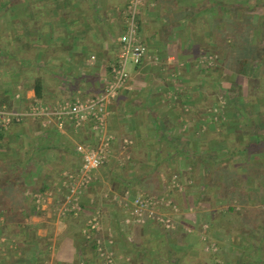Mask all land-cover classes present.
I'll list each match as a JSON object with an SVG mask.
<instances>
[{"label": "crops", "instance_id": "0c3cea01", "mask_svg": "<svg viewBox=\"0 0 264 264\" xmlns=\"http://www.w3.org/2000/svg\"><path fill=\"white\" fill-rule=\"evenodd\" d=\"M129 1L0 0V97L4 96L5 91H10L14 107L16 101L13 95L18 93L22 109L34 99L41 100L48 109H52L63 101L72 102L98 96L110 80V65L120 50V36L125 29L124 16ZM141 3L137 24L147 53L139 65H128L129 80L126 86L107 106L106 131L115 134L114 131L123 128L125 139L129 137L127 140L131 145L134 142V147L144 148L155 142L153 124L158 123L175 136L177 130H183L187 125L188 128L201 127L198 113L210 102L199 100L201 89L196 84L202 85L206 79L194 73L195 66L201 64L199 59L205 54L215 55L220 50L221 56L218 57L226 63V50L233 45L241 46L244 42L233 41L234 36L240 40L245 39L249 44L259 42L262 47L264 30L249 29L248 26L254 27L260 22L263 24L264 0H141ZM238 22L241 25L240 32L233 28ZM37 84L41 88V98L35 96ZM254 113L259 115L257 110ZM50 129L59 133V130L43 126L40 122L26 121L21 125H11L4 134L6 141L0 142V162L10 161L11 166L17 164L20 157L24 156H19V144L22 153L29 146L38 150L46 143L45 137ZM88 132L86 126L76 129L70 125L60 131L64 139L69 140L68 145L75 153L76 145L87 143V139L74 140ZM86 138H92L93 141H89L91 145L97 143L94 136ZM123 141L121 147H118L120 141L112 142L102 168L108 164L114 148L123 153L128 146H124ZM62 144L66 143L61 139L55 142V150H41L34 156L29 172L25 171L23 198L10 206L11 217L5 216V206L1 200L3 186L0 185V264H107L93 250L86 237L87 221L98 212L102 227L108 214L107 209L111 207L115 213L116 209L112 205L125 192L122 187L129 182V176H121L127 180L120 182L116 176L111 182L110 175L100 170L103 178L97 182L95 174L101 167L98 168L90 187L79 198L81 213L62 219L51 203L55 197L61 198L65 194L63 176L66 169L71 167L68 165L71 155L61 148ZM76 154L73 155L76 165L71 167V171L77 170L82 162L81 155ZM134 159L140 163L141 169H134L136 173H132L130 168L131 173L128 175L141 177L144 169L153 166L156 155L150 152V155L146 154L141 159L135 156ZM172 161L179 172L189 169L188 166L184 168L181 164L183 161L177 158ZM59 162L62 164L61 171H55L53 164ZM155 172L161 185L162 192L159 195L170 197L160 169ZM105 182L108 183L109 192L104 193L103 197L113 194L107 200L112 205L101 204V197L93 194L95 184L100 186ZM45 185L50 187L46 191H52L53 197L42 205L41 212L32 214L30 188L41 189ZM116 186H121L116 191L118 194L113 191ZM207 193L212 194L208 195L209 203L191 216L195 223L188 224L195 227V224L203 222L206 227L210 221H214L213 231L211 229L209 235L219 244V253L215 258L220 264H237L236 261L242 258L241 250L236 239L228 236V223L221 221L224 226L215 224L226 209L225 189L213 186L207 188ZM182 194L184 196L186 193ZM208 198L204 196L199 201ZM210 202H213V207L209 205ZM119 213L115 215L120 219ZM81 217L84 218L83 222L80 221ZM114 221L119 228L122 227V232L123 223H120L121 226L119 221ZM108 222L111 223L112 219ZM156 228L154 221L149 220L133 231L145 232L149 229L155 232ZM185 229L187 232L175 233L180 237L179 241L174 236L167 240L168 252L159 249L165 243L162 236L147 235L145 238L152 241V247H149L141 244L137 236L128 242L130 239L125 236L129 233L124 236L118 233L114 235L116 241L110 264H126V260L129 263L130 259L132 264H181L183 256L197 258V264H212L214 259L200 247L197 235ZM99 231L95 233L96 236L100 235ZM148 239L145 242L148 243ZM169 245H176L178 254L169 252ZM245 258L254 261L251 256L245 255Z\"/></svg>", "mask_w": 264, "mask_h": 264}, {"label": "trees", "instance_id": "16d2710c", "mask_svg": "<svg viewBox=\"0 0 264 264\" xmlns=\"http://www.w3.org/2000/svg\"><path fill=\"white\" fill-rule=\"evenodd\" d=\"M233 28H236L237 32H240V23L238 22ZM248 28L259 29L263 32L264 22L263 24L260 22L254 27L248 26ZM262 36L264 38V32ZM233 41L239 42L242 40L234 36ZM258 43L255 45L249 43L242 44L241 46L239 44H237V46L233 45L232 48L226 50L227 62L223 65L227 71L249 78L251 82L254 81V88L256 89L260 87V79L264 76V67H262L264 61V43L262 47ZM229 46L231 47V45ZM221 51L222 50L216 51L217 53L215 55L218 59L221 56ZM216 63L220 64L219 61H216ZM215 70L216 69H213V67L205 66L206 74H209L208 77L211 78V81L208 83L206 89L201 91L199 100L200 102H210L207 103V105L213 103L215 107L218 105L219 107L228 108V114L231 118L233 117L235 121L233 124L241 127V135L236 136L235 129H225L222 127L218 130L213 127L217 126V124L206 123L207 125H205L201 133V138L203 139L200 141L204 143V141L215 140L214 142L218 146L223 145V147L215 148L213 149L214 151L203 154L201 151L200 153L198 150L191 147L188 142L189 140H186L184 137L170 134L158 123L155 125L153 124L152 134L155 136L154 141L158 147L155 163L146 173L142 176L140 175L141 177H139V179L142 180L141 178H144L148 181V189L150 190L146 194L163 196L159 195L162 191L160 192L155 189L160 184V180L157 179L155 171L156 169H161L166 176V185L168 187L166 191L171 190V197L169 198L173 199V191H176V188L174 189V187L170 185L172 176L174 172H176L177 177L179 176L185 182L189 181L191 183L189 187L195 186V188H197L196 198L198 199H196L195 202L199 201V199L204 196L208 198L209 193H207V188H213V186L224 187L226 209L221 213V219L229 224L227 225L229 238L233 236L240 246V256H242V258L236 261L237 264H246L247 261L248 264H264V117L260 118L256 116L257 114H255L250 107L247 108L248 102L255 103V100H260V98H257L254 91L246 95L241 89L242 87L236 83H231L227 88H219L216 85V77L211 75ZM258 95L261 94L258 93ZM35 96L39 98L42 96L41 88L38 84L35 86ZM11 98L12 93L10 91H5L4 96L0 97V107L5 106L7 110L10 111L21 110V97L16 99L13 95V100L16 101V103L14 102L16 107L12 104ZM207 105L203 107L206 109L208 107ZM199 116L201 118L208 117L210 113L203 114V112H200ZM25 122L26 121H23L12 125H21ZM9 127H7V129L0 127V142L6 141L4 134ZM111 135L113 138L112 142L120 141L118 147H121V141L126 138L123 128L119 129L118 133H112ZM61 139L67 144H62L61 148L72 156L74 154L77 155V152L75 153L74 149L71 146L69 147V140L64 139V135L60 133V131L58 133L50 129L45 137L46 143L38 148V150H33V148L29 146L28 149L22 153V146L19 144V156L21 154L24 156L22 160L20 158L17 164L11 166L10 161L0 162V185L3 186L1 188V200L5 206L4 212L6 217L12 216L10 213V206L23 198L22 194L25 190L22 185H24L26 180L25 171L29 172L30 163L35 159L34 156L41 150H55V142ZM200 148L205 147L200 146ZM173 158H177L181 161L188 159L190 163L189 169L184 172H179L172 161ZM8 167L10 169H6ZM171 168L175 169V171L171 170ZM149 173L152 175H149ZM29 178L32 180L33 177L30 175ZM121 179L123 181L126 180V178ZM49 188L50 187L47 185L43 186L41 189L30 188L32 194L30 205L32 214L41 212L40 209L36 210L33 195L43 193ZM172 201L175 203L174 200ZM115 208L116 207H114V209ZM119 212L120 210L116 209L115 213L117 215L120 214ZM216 223H220L221 226H224V223L220 220H216L215 224ZM209 225L211 230L214 227V221H210ZM173 232L174 230L172 229H162L161 236L164 237L165 240L168 236H174L179 241L180 237H177ZM97 237L99 236H96V238ZM164 242L163 239V243ZM90 243L93 250L96 252L95 241L92 240ZM169 246L171 249L169 252L178 254L175 248L176 245L173 247L171 245ZM159 249H162V246H160ZM218 250L212 254V259H216L215 257H217L219 253ZM245 255L253 257L254 261L246 260ZM212 259L208 258V260ZM216 260L219 261L218 259ZM182 263L193 264L190 258L184 256L182 257L181 264ZM126 264H132V261Z\"/></svg>", "mask_w": 264, "mask_h": 264}, {"label": "built area", "instance_id": "2783aa9c", "mask_svg": "<svg viewBox=\"0 0 264 264\" xmlns=\"http://www.w3.org/2000/svg\"><path fill=\"white\" fill-rule=\"evenodd\" d=\"M140 5L141 0L129 1L124 16L125 29L120 36V50L110 65V80L98 96L85 100L75 99L72 102L63 101L52 109H48L38 99H34L18 111L7 110L5 106L0 107V127L4 129L12 124L30 121L40 122L43 126L53 127L59 131H63L67 125L76 129L86 126L96 137L97 143L94 145L90 142L76 145L75 149L81 155L82 162L77 170L64 173L62 183L66 190L65 194L61 195L60 199H56L54 204L51 202L54 211L60 217L76 216L82 211L79 198L90 187L94 180V172L104 164L110 152L113 138L106 131L107 106L126 86L129 80L128 65H139L147 53L138 32L137 19ZM15 98L19 99L20 95L15 94ZM130 144V141L124 139V146ZM170 186L178 188L176 175L172 176ZM52 197V191L34 194L36 210ZM118 203L122 209V223L130 227H138L150 220L163 229H172L174 214L178 211L177 205L167 196L138 195L131 194L130 191H125ZM161 210L168 212L163 213L160 212ZM100 229L98 212H96L87 221L86 237L89 242L95 241L98 256L110 264L113 260L112 236L108 235L107 239L96 238L95 233ZM205 249L215 250V247L208 245ZM127 262L128 260L125 263Z\"/></svg>", "mask_w": 264, "mask_h": 264}, {"label": "rangeland", "instance_id": "374dc122", "mask_svg": "<svg viewBox=\"0 0 264 264\" xmlns=\"http://www.w3.org/2000/svg\"><path fill=\"white\" fill-rule=\"evenodd\" d=\"M263 22H264V20H263ZM263 40H264V38L261 39L262 42H264ZM242 41H244L243 44L247 43V42H245V39H242ZM251 44L255 45L253 43H251ZM259 45H261V44H259ZM215 57L216 56L214 54L208 53V54H205L204 57H201L199 59V60H201V64L198 66H195L194 73H197V74L201 75L202 77H205L206 81H204L202 85L196 84L195 81H192V82L195 83L196 86H199L201 91L205 90L208 83L211 81V78L208 77L209 74H206L205 66L213 67V69H216V70L211 75L216 77V80H215V81H217L216 85L219 88H222V87L227 88L230 86L231 83H236L242 87L241 89L244 91V93L246 95L248 93L251 94L254 91L256 93L257 98H260V100H255V103L254 102H252V103L248 102L247 108L250 107L252 109V111H254V112L257 110L259 112V115L257 114V116L260 118L264 117V76H262V79H260V84H259L260 87H258L256 89V88H254V81L251 82V81H249V78H246V77H243L241 75L235 74L233 72L231 73V72L227 71L225 69V67H223L225 62L222 59L220 60L217 57L216 58ZM216 61H219L220 64L216 63ZM221 62H222V64H221ZM262 67H264V61H263ZM255 80H257V79H255ZM257 90H258V92H257ZM258 93L261 95H258ZM208 108H209V110H208ZM201 112H203V114L204 113H210V116L199 118L198 121H199V124H201L200 128L193 127V126L188 128V125H187L185 128H183V130L179 129L176 132L177 136L182 135V137H184L186 140H189L188 142L190 143L191 147H193L195 150H198L199 152L201 151L203 154H208L209 152L214 151L213 149H215V148H222L223 147V145L218 146L214 142L215 140L204 141V143L202 141H200L203 139V138H201V135H202L201 133H202L203 129L205 128V125H207L206 123L217 124V126H213V127H215L218 130H220L222 127L225 129H235V135L236 136L241 135V127L238 125L235 126L236 124H233V123H235V121H234V118L233 117L231 118L230 115L228 114V108L219 107L218 105H216V107H215V105H213V103H211V104H208V107L206 109L203 108ZM259 121H260V119H259ZM109 125H110V122H109ZM118 128H119V125H118ZM145 131L147 132V130H145ZM114 132L118 133V131H114ZM87 135H89V136H87ZM84 136H82V135L78 136V137H76V139L74 141H83L85 139H87L88 143L90 140L93 141L92 138H86V137H93L94 136L90 132H88ZM137 143L139 144V142H137ZM200 146H203L205 148H200ZM155 147H156L155 142H153V144L151 143L148 146H145L144 148H140V146L134 147V142H133L132 145L130 144L126 148H124L123 153H121L120 151H117V149L114 148V151L111 152L110 160L107 162L108 164L104 165L103 168L101 166V168L97 170V172L95 174V176H97V179H98L97 182L102 181V178H103L102 175H100V170H103V171L107 172L108 175H110V177L112 178L111 182H113V179L116 176H117L119 182L123 181L121 179V176H129V177H127L129 182L125 183L126 186L124 188L122 187V189H124L123 192L126 190H129V191H134L131 194L148 195L146 193L150 189H148L149 185H148V181H146L147 179L140 180L138 176L133 177V176H130L128 174H130L131 172L136 173V171L134 169H136L137 171H139L141 169L140 163L139 162L137 163V160L135 162L134 156L137 157L138 159H141L146 154L150 155V152H151V154L153 153L154 155H156L158 147L157 148H155ZM139 148H140L141 154L138 152ZM143 153H145V154L142 155ZM20 158H22V157H20ZM181 164L184 166V168H187V166L190 167V163H189L188 159L183 160V162ZM61 165H62L61 162H59L58 164L54 163L53 164L54 170L55 171H61ZM68 165L71 167H74L76 165L74 160H73L72 155L69 158ZM71 167H70V169H71ZM130 168H131V170H130L131 172H129ZM70 169H66L67 172H73L74 171V170L71 171ZM149 169H150V167L148 169H144V171L141 173V175L146 173L147 170H149ZM172 170L175 171V169H172ZM98 172H99V175H98ZM160 172H161L162 177H164V179H165V182H164V185H165V183L167 182L165 173L161 169H160ZM149 175H152V174L149 173ZM173 175H176V172H174ZM122 178H125V177H122ZM177 183H178V186H177L178 188H176V191H173L174 192V195H173L174 199H172L175 201V204L177 205V208H178V211L174 214V218H173V220H174V225L172 228V230H174L173 233L180 234L183 231L187 232V229H185V228H188L189 229L188 232H194L195 235H197L198 242L201 244L200 247L203 249V251L205 253L209 254L208 255L209 257H211L212 254L219 249V244L216 242L215 239H213L211 237V235H209L211 232L210 227H209L210 226L209 223L206 225V227L203 225V222H200V224H198V225L195 224V227L193 225L188 224L189 222H191V223L193 222V224L195 223V220L191 216L197 214L198 211H200L202 207H204V206L206 207V204L209 203V198L206 201L201 200V201L195 202V200L198 199V198H196L197 197V194H196L197 188H195V186L189 187V185H191V183L189 181L185 182L179 176L177 177ZM99 184H101V182ZM95 185L96 186H94L95 188L93 189L94 196L97 195L95 197H99V196L101 197V199H102L101 204H104V205L111 204L110 201H107V200H108V197H110V199H111L113 194L108 195L106 197L105 196L103 197L104 193L109 192V189L107 188L108 183L107 182L102 183V185H100V186H102L101 190H99L100 186H98L97 184H95ZM110 186H111V184H110ZM113 186H114V184H113ZM129 186H130V188H129ZM160 187H161V185L159 184L155 189L160 191ZM120 188H121V186H116V188L113 191L116 192ZM170 191L171 190H168L167 192L170 194ZM182 193H186V194L183 196ZM119 195H122V193ZM177 195H179V196H177ZM209 195L212 196V194H209ZM170 197H171V195H170ZM56 199H60V197H55L52 201L53 204L56 202ZM184 200H185V202H184ZM98 202L100 203V201H98ZM118 202H119V197L116 198V201L114 202L115 205H112V204L111 205H112L113 209H114V207H117L115 209L122 211L121 206ZM209 205H211L213 207V202L212 203L210 202ZM109 208L110 209H107L108 214L105 217V219L103 220V225L100 229L101 231H99L100 232L99 237H102L101 239H107L108 235H111L112 240H113L112 248L115 245V241H116V237H114V235L116 236V235H118V233H120L121 236H124L126 233H129V235L126 234L127 236H125L126 239H130L128 242H132V239L134 240V238L137 236L138 238H140L139 240L141 241V244L148 245L149 247H152L151 246L152 241L149 240L148 238H145L147 235L161 236V234H159V233L162 232L163 228L155 222H154V225H156L159 229L158 230L156 228L154 230L155 232H150L149 229H147V231H145V232H137V231H133L136 227H130V226H126L123 224L124 230L122 232H124V233H122L121 232L122 227L119 228V226H117L116 222L114 221V220L119 221V224H120L122 222V215L120 216V219L117 218L115 213H113L111 211V207H109ZM114 211L116 212V210H114ZM160 212L164 213V212H168V211L161 210ZM60 218L65 219V218H68V216L67 217H60ZM110 219H112L113 223L108 222ZM216 220L223 221L221 218L216 219ZM80 221L83 222L84 218L81 217ZM204 230H205V232H204ZM207 230H209V231H207ZM151 231H153V230H151ZM212 231H213V229H212ZM102 233H104L105 236H101ZM147 239H148L149 244L147 242H145V241H147ZM162 239H164V241L166 243L167 240L172 239V236L171 237L168 236L166 240L164 237H162ZM165 243L162 245V249H161L162 252L163 251L166 252V250H167V243L166 244ZM208 245H214L215 250H213V249L212 250L211 249L206 250L205 247H207ZM197 260H198L197 258L191 259V262L193 264H197ZM130 261H132V259H130ZM212 264H219V261H217L215 259L214 261H212Z\"/></svg>", "mask_w": 264, "mask_h": 264}]
</instances>
